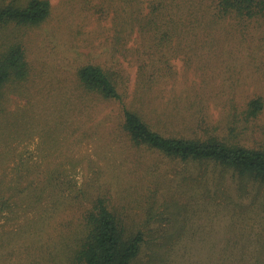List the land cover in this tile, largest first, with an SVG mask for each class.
Returning a JSON list of instances; mask_svg holds the SVG:
<instances>
[{"label":"rangeland","instance_id":"1","mask_svg":"<svg viewBox=\"0 0 264 264\" xmlns=\"http://www.w3.org/2000/svg\"><path fill=\"white\" fill-rule=\"evenodd\" d=\"M46 1L41 24H0V54L18 46L26 65L0 96V264H75L99 203L125 241L141 235L131 264H264V184L136 145L123 119L264 152V18L214 0ZM88 65L119 101L82 86Z\"/></svg>","mask_w":264,"mask_h":264},{"label":"trees","instance_id":"2","mask_svg":"<svg viewBox=\"0 0 264 264\" xmlns=\"http://www.w3.org/2000/svg\"><path fill=\"white\" fill-rule=\"evenodd\" d=\"M214 1L220 13H234L243 18H264V0ZM49 10L50 5L46 0H30L25 7H3L0 8V24L37 26L47 18ZM23 56L18 46H12L4 54H0V96L3 86L11 79L26 75ZM77 76L82 86L98 93L103 99H121L112 76L100 67L84 66L78 70ZM260 109V101H253L249 104L247 114L255 116ZM123 119L125 131L136 145H146L182 161L216 162L264 184V152L232 149L214 142L165 138L152 131L136 113L127 109L123 111ZM85 223L87 235L76 252L75 264H131L139 254L141 235L137 234L125 241L114 216L102 203L87 213Z\"/></svg>","mask_w":264,"mask_h":264}]
</instances>
